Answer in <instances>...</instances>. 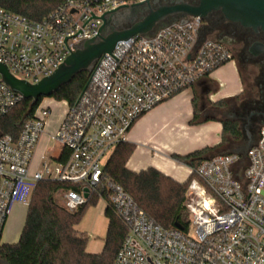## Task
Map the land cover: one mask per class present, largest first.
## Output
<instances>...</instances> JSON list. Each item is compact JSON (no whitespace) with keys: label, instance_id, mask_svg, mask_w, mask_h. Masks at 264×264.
<instances>
[{"label":"built area","instance_id":"obj_1","mask_svg":"<svg viewBox=\"0 0 264 264\" xmlns=\"http://www.w3.org/2000/svg\"><path fill=\"white\" fill-rule=\"evenodd\" d=\"M141 2L145 6V0H65L38 22L0 9V63L15 79L35 85L70 52L98 36L102 20L88 18L127 6L102 16L112 22L116 13ZM78 30L81 33L70 37ZM65 37H70L65 41L70 52ZM111 55L118 60L105 54L94 61L84 92L73 106L65 102L63 118L50 135L57 146L54 157L32 165L51 115L50 107L41 102L16 137L0 130V237L25 182L33 183L32 192L45 180L77 186L76 192L57 194L70 212L85 204L102 182L100 200L127 229L113 264H264V124L244 157L215 156L191 171L195 179L186 192V231L163 229L121 186L103 177L102 159L126 142L133 124L207 81L233 60L230 48L210 37L202 19L185 16L149 34L117 42ZM22 100L0 77V120ZM62 152L66 160L59 162Z\"/></svg>","mask_w":264,"mask_h":264},{"label":"trees","instance_id":"obj_2","mask_svg":"<svg viewBox=\"0 0 264 264\" xmlns=\"http://www.w3.org/2000/svg\"><path fill=\"white\" fill-rule=\"evenodd\" d=\"M64 1L0 0V9L38 22L57 10ZM116 16L122 17L121 23L113 21ZM142 19L143 15H132L130 10H123L112 17L111 26L123 30ZM89 72L90 68L80 72L50 98L73 106L87 84ZM242 100L241 96H237L214 104L215 109L224 110V116L221 118H211L221 123L220 144L186 155H172L171 159L194 171L206 158L215 157L214 153L221 150H226L223 155L237 154L244 157L246 151L256 142L260 124H264V116L256 114L249 124L246 123L250 110L243 108ZM40 102L41 99L35 103L20 101L0 120L1 134L16 137L23 123L32 117ZM193 111L190 124H198L196 104H193ZM261 121L263 123H260ZM246 130L253 134L251 140L247 138ZM134 149L135 146L131 143L117 144L104 165L103 177L121 186L136 206L163 229H173L180 225L182 230L186 231L189 225L185 205L186 192L193 173L185 182L178 183L155 169L131 172L126 168V164ZM65 160L66 154L62 152L59 162ZM66 191L76 192L78 187L48 180L36 184L27 204L19 240L16 244L0 246V264H113L127 229L111 207H105L103 212L107 229L100 253H87L88 238L76 230L87 207L95 206L103 195V183L91 192L85 204L72 212L66 210L56 198L58 193Z\"/></svg>","mask_w":264,"mask_h":264},{"label":"crops","instance_id":"obj_3","mask_svg":"<svg viewBox=\"0 0 264 264\" xmlns=\"http://www.w3.org/2000/svg\"><path fill=\"white\" fill-rule=\"evenodd\" d=\"M239 70V66L235 59L217 69L204 84L212 83L214 86L217 85L218 90L207 95H201V101L205 100L214 105L221 100L241 96L243 94V84ZM202 83L158 105L153 110L141 116L133 124L127 134L126 140L127 143H131L135 146L126 164L128 170L138 173L148 169H155L170 179L178 183H183L191 175V170L185 165L172 160L171 156L186 155L194 150L197 151L205 147H214L220 144L222 136V126L220 122L211 120V118H204L202 121L198 120V124H190L194 114L193 104H195V93L197 89L200 90V87L203 85ZM62 104L64 106V111L62 114H59V119L55 115H52V109L49 104H43L44 106L50 107L51 115L47 120L44 133L39 140L34 154L32 162L34 167L42 161L43 157H54L56 155L54 152L56 151L55 147L53 151H51V154L49 153V156H45V144L50 140V135L52 134L50 133V129L53 128V124L55 123L56 130L58 123H60L63 118L66 105L63 101ZM164 104L169 106L174 105V107L177 106L178 109L182 106L185 108V112L177 116V122L175 124L176 130L180 131V134L195 126L201 129H212L217 138H208V140L202 143L196 140L190 141V138H188L189 141H186V144L181 145L180 143L175 146H172L173 144L171 143H174L172 141L166 142L163 141V139H158V136L165 131L166 125L170 123L171 119L168 122H164L162 126L157 129L151 121L159 115V110Z\"/></svg>","mask_w":264,"mask_h":264},{"label":"water","instance_id":"obj_4","mask_svg":"<svg viewBox=\"0 0 264 264\" xmlns=\"http://www.w3.org/2000/svg\"><path fill=\"white\" fill-rule=\"evenodd\" d=\"M145 6L149 7L150 1L145 0ZM156 1V0H154ZM144 2V1H143ZM131 5L133 7H140L142 3ZM119 7H127L125 5ZM117 7V8H119ZM116 8V9H117ZM221 8L224 17L231 22H239L244 27H252L254 30L260 27L264 32V0H201L199 7H191L184 3H179L175 6L160 7L156 10L149 11L141 21L132 24L130 27L115 31L111 27V18L102 17L105 13L115 11L111 10L105 12L101 17H92L102 20V25L98 29V36L83 42L81 47L75 52L71 53L66 46V39L81 33L80 30L70 37H65L63 43L65 44L70 55L67 56L62 64H59L57 69L53 71L50 76L44 77L35 85H30L23 80L15 79L8 71L3 63H0V77L12 91L21 95L25 101H31L35 103L37 100L43 97H50L57 92L59 88L65 84H68L73 77L82 71H86L94 61L98 60L101 56L108 54L116 61L114 56L111 55L113 48L119 41H126L128 38L137 34H149L155 29L163 28L167 25L166 19L177 14H181V17L193 16L205 19L207 13L211 9ZM112 12L111 14H113ZM87 20V21H88ZM178 18L173 19L171 22H176ZM86 21V22H87ZM85 22V23H86ZM83 24V26L85 25ZM82 26V27H83ZM110 31L109 34L104 36L106 31ZM204 84V82L202 83ZM87 84L83 88L82 92L86 89ZM212 157L206 158L208 160ZM84 198H88V189H83ZM264 196V192H262ZM175 228L182 230L180 225H176Z\"/></svg>","mask_w":264,"mask_h":264},{"label":"rangeland","instance_id":"obj_5","mask_svg":"<svg viewBox=\"0 0 264 264\" xmlns=\"http://www.w3.org/2000/svg\"><path fill=\"white\" fill-rule=\"evenodd\" d=\"M121 20H122L121 16H116L113 19V21H117L118 23H121ZM239 69L243 84V94L241 95V99L246 98L248 95H250L251 98H254V96L257 93V90L252 86L251 83L256 70L254 69V67L251 66H248L247 69H241V68ZM249 75L250 77H248ZM217 90L218 87L217 85H215L212 92ZM41 104L42 105L49 104L52 109V115H55L58 119H59V114H62L64 111V106L62 102H58L50 97L41 98ZM195 104H196V112H197L196 119L199 121H202L204 118H212V117L221 118L222 116H224L223 114L224 110L217 109V111H214L213 104L208 103L205 100L201 101V92L199 89H197L195 93ZM159 111H160L159 115L156 118H154L151 122L154 123V126L157 129L161 127L164 122L166 121L168 122L171 119L170 123L166 125L165 131L158 136V139H163V141L166 142L172 141L174 142L171 143L173 144L172 146H175L180 143L181 145H184L186 144V141L189 140L190 141L196 140L197 142L202 143L208 140V138H212V139L217 138L212 129H207V128L201 129L195 126H193V128L189 130L187 129V131H184L182 134H180V131L176 130L175 124L177 122L176 121L177 116H180V113L183 114L185 112V108L183 106L180 109H178L177 106L174 107V105L169 106L167 104H164V106H162ZM54 124H53V128L50 129L51 130L50 133H54L55 131L56 125ZM261 125L262 124H260V126ZM245 133L247 138L251 140L253 137L251 131L246 130ZM188 138L190 139L188 140ZM55 147L57 146L53 141L51 140L47 141L45 144V151H46L45 156H49V153L51 154V151H53ZM56 151L54 152L56 153ZM225 153L226 150H221L215 152L214 155L220 156ZM109 155L110 153H108L104 157V159H102L101 162L102 165L105 164ZM194 179L195 177L193 175L190 182ZM32 188H33L32 182L29 181L25 182L18 194V198L10 206L9 214L5 220V223L1 231V237H0L1 244H16L18 242L24 225L27 204L31 197ZM56 198L58 199L59 203L62 204L60 196L58 197L56 195ZM104 209H105V203L102 200H99L95 206L87 207L85 213L80 219L79 224L76 227V230L79 233L84 234L88 238L86 244L87 253L98 254L102 251L103 240L105 238L106 229H107V221L103 216ZM189 234L190 236L192 235V229L189 230Z\"/></svg>","mask_w":264,"mask_h":264},{"label":"flooded vegetation","instance_id":"obj_6","mask_svg":"<svg viewBox=\"0 0 264 264\" xmlns=\"http://www.w3.org/2000/svg\"><path fill=\"white\" fill-rule=\"evenodd\" d=\"M179 3L199 7L201 0H156L150 3L149 7L140 6L130 11L132 15L140 14L144 18L151 10L175 6ZM179 17H181V14L174 15L167 18L166 22L170 23L173 19ZM203 22L206 24V29L211 38L226 44L230 48L232 57L236 60L239 68L247 69L248 66H251L256 70L251 84L257 90V93L254 98H251L250 95L243 98L242 101L244 102L241 103L246 111L250 110L245 120L246 123L249 124L256 114L264 116V32L260 27L254 30L252 27L242 26L239 22L227 20L221 8L209 10ZM111 28L119 31L115 26ZM109 32V30L106 31L104 36ZM213 89L214 85L212 83H205L200 87L201 95H207ZM214 111H217V109L214 108Z\"/></svg>","mask_w":264,"mask_h":264}]
</instances>
